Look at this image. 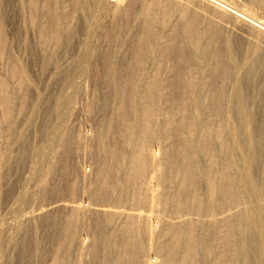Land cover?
<instances>
[{
  "label": "bare ground",
  "instance_id": "bare-ground-1",
  "mask_svg": "<svg viewBox=\"0 0 264 264\" xmlns=\"http://www.w3.org/2000/svg\"><path fill=\"white\" fill-rule=\"evenodd\" d=\"M138 1L136 7V0H16L19 31L34 33L35 43H38L41 57L46 61H50L51 56L61 55L69 43L70 34L75 33L72 23L78 16H74L73 5L74 9L84 11L86 15L83 17L89 20H82L84 24L81 25L78 49L74 57L71 55L68 59L71 61L67 67L61 70L57 93L51 105L47 106L40 126L44 139L48 135L45 127L50 126L52 144L56 143L52 148L45 147L44 151H49L50 157L60 146L56 126L72 116L71 98L80 91V84H73L72 80L84 76L88 57L98 52L94 39L103 28V20L109 14L117 15L127 26L132 15L145 9L141 38L144 40L138 45L137 55L135 53L134 72L129 67L126 77L120 72V54L123 53L114 51L117 45H123L125 35L116 33L111 37L114 43H118L111 49L108 46L112 53L108 82L113 97H116L117 91L120 92V101L110 107L108 116L101 120L96 141L112 165L129 166V172L121 177L125 180L130 177L135 181L134 187H129L131 206L146 201L142 181L147 168L163 170L156 175L160 191L147 197L149 208L158 209L157 206H160V213L155 218L156 223L160 221L158 225L163 227L150 229L147 249H138L140 247L132 235L135 236L140 229L137 222H140L141 216L136 215V222L132 214H126L122 236H125V246L132 249V252L126 253L131 258L128 261L118 260L117 264H152L149 259L151 254L157 256L161 264H264V17L255 12L251 3L238 0ZM260 1L264 3V0ZM190 6L208 9L228 25L229 29L223 32H238L247 43L254 38L258 41L257 47L238 61L230 38H226L221 31L216 37H209L208 33L204 34V38L197 37L193 28L195 24H190L191 17L183 9L180 18L184 20L188 41H176V28L169 19V12L173 7L179 10ZM9 7V0H0V60L8 63L10 77L17 84L16 91H9L6 81L9 78L6 79L7 75L5 79L0 76V120L5 126L0 151L4 154L1 156L5 163L9 159L10 142L15 140L16 144L19 143L18 148L23 147L29 131L35 128L33 119L22 113L26 109L27 90L32 88L29 86L30 75L20 64L21 61L19 63L10 58L6 45ZM169 39L171 44H168ZM160 43L163 46H159ZM146 45H153L155 51L144 50ZM166 45H173L179 50L175 55V68L171 71L173 74L166 71L173 50ZM165 74L169 78H165ZM65 86L69 87L67 91H64ZM168 89L170 92H166ZM33 93L30 114L38 112L43 103L38 93L34 90ZM115 112L122 122L124 145L129 148L125 149L129 151L127 155L122 151L119 154L111 152L112 149L105 145L106 137L111 134L109 116ZM20 118L24 126L22 123L23 128L17 130L16 135V124ZM84 137L82 141L89 140ZM132 151L136 152L133 154ZM39 155L42 157V154ZM107 176L103 182L110 183L104 200H112L116 204L122 202L126 182L120 178V173L113 180L107 179ZM28 181H32L31 176ZM141 189L144 200L140 198ZM171 195L174 196L173 202ZM30 198H34L32 193L23 194V200ZM56 204L49 205L48 210L59 206L64 208L61 203ZM82 208L75 206L71 212L81 213ZM104 210L100 212L106 217L112 213L116 215L112 210ZM170 212L176 216L188 212L199 216L208 214L209 219L207 224L200 222L198 227L191 221L177 225L168 221L162 223V214ZM117 214L121 216L124 213ZM34 216L37 215L30 212L24 218L32 220ZM147 217H144L145 220L149 219ZM157 236L168 238L163 245H159L153 242ZM61 262L55 251L50 264Z\"/></svg>",
  "mask_w": 264,
  "mask_h": 264
},
{
  "label": "rangeland",
  "instance_id": "rangeland-1",
  "mask_svg": "<svg viewBox=\"0 0 264 264\" xmlns=\"http://www.w3.org/2000/svg\"><path fill=\"white\" fill-rule=\"evenodd\" d=\"M238 1L251 3L255 12L264 17V3L260 0ZM139 2L136 0V7ZM15 3L16 0H9L10 7L7 15L9 14L10 16L6 19V36L8 40L6 45L9 48L10 58L18 60L19 63L21 61L20 64L28 70V74L30 75L31 82L29 86L32 88L27 90L28 94L26 93V95H28V99L24 105L26 109H23L22 113L26 117L30 116L33 119L36 129L34 128L29 131L27 135L28 142L26 141L23 147L18 148L19 143L16 144L15 140L10 142L9 159L7 158L8 161L6 160V163L5 160H2L4 159L1 156L3 152L0 151V264H50L55 251H57L59 259L62 261L60 264H117L118 260L128 261L131 257L127 256L126 253L132 252V249L129 246H125V236H122L124 235L122 229L125 225L126 214H132L136 222V215L139 214L141 216L140 222H137L140 225V229L135 236L132 235L134 241L140 247L138 249H147L148 232L150 229L159 230L163 227L161 224L158 225L160 221L158 224L156 223L155 218L160 213V206H157L158 209L156 207L151 209L147 203L148 195L152 192L160 191L156 175L157 172L159 173L163 170L158 171L150 167L147 168L145 180L142 181L144 183H142L144 185L143 188L146 191L144 193L146 201L141 189V195L143 196L140 195V198L144 200L142 201L144 203H140L138 206L132 204L133 206H131V188L129 187H134L135 181L130 177H126L127 181L121 177L125 172H129V166L112 165L107 158L108 156L104 155V152L100 150L101 145H98L96 135L98 125L105 118V115L106 117L108 116L110 107L116 106L120 101V92L117 91L116 97H113L111 86H109L108 82L109 65L112 60L110 49L118 43H114L111 37L116 33L125 35L123 36V45H117L114 51L119 50L123 53L120 54V72H122V76L125 75L126 77L127 73H129V67L133 68L136 62V55L140 47L138 45L141 44V38L143 37L144 19L142 18H145L146 11L145 9H141L139 13L132 15L127 26L125 22L124 24L121 23V19L117 15L109 14L106 16L107 18L105 17L106 20H103L105 21L103 28H101L97 38L94 39L98 52L94 56H91L92 58L88 57L90 59L86 61L84 76L80 79L73 78L72 80L73 84H80L79 90L81 92L79 91V94L71 98L72 116L56 126L58 138L60 137L58 142L60 146L49 157V151H44V148L47 146L48 148H52L56 143L52 144L50 126L45 127L48 133L45 139L44 134L42 135L41 133L40 126L44 121L47 106L51 105L57 93L62 71L70 63L71 59H68L71 58V55L74 57V53L76 54L81 35V25L84 24L82 20H87L84 18L86 13L74 9L73 5L72 9L74 13L78 12L74 14V16H78V19L75 18V21L72 23L74 26L72 31L75 33L74 35L70 34L73 37L72 39L70 37L65 51L61 55L51 56L50 61H46L41 57L38 43H35L37 40L34 33L29 30H24L25 32L19 31L16 24L17 9ZM182 9L191 17L190 24H195L193 28L197 31V37L204 38V34L206 33H208L209 37H216L219 36L221 31L226 38H230L234 45L233 50H236L234 52H236L235 55L238 61H242L244 54L252 51L258 45V41L254 38H251L250 43H247L242 34H238V32H223L226 28L229 29L228 25L222 23L224 19L218 18L208 9L191 6L179 8V10L173 7L169 12V19L172 20L171 23L176 28V41L178 42L182 43L183 40L188 41L186 39L187 33H184V20L182 21L180 18ZM134 18L137 20H133ZM127 31L131 32L128 34ZM22 35L25 36L23 37ZM171 43L169 39L168 44ZM161 45L163 46L162 43L159 44V46ZM173 45H166V48L169 46L173 49L170 53L167 72L174 70L173 68H175L176 64L175 55L179 51ZM108 46H110V49H108ZM145 48L150 52L155 51L153 45H146L144 50ZM0 62V76L5 79L7 75L6 79L9 78V81L8 79L6 81L8 82L9 91L11 89L16 91L17 84L10 77L8 63L5 60H0ZM132 71L134 72V68ZM171 73L173 74V72ZM165 78H169V76L165 74ZM10 81L14 83L12 84ZM67 89L69 87L65 86L64 91H67ZM33 90L36 94L38 93L37 95L43 103L40 104L38 112L30 114V106L34 97ZM166 92H170L169 89ZM21 119L16 124V135L24 126V121H20ZM109 119L111 134L106 137L105 145L110 150L112 149L111 152L117 151L118 153H116L119 154L122 151L127 155L129 151L125 149L129 148L124 145V136L121 130L122 122L119 114L115 112L109 116ZM22 123L23 126H21ZM0 126L4 127H0L2 129L0 130V138H2L0 142H4L3 131L5 126L1 120ZM84 136L89 138V140L82 141L85 138ZM11 138H13V135ZM132 152L134 154L136 151ZM144 152L150 153L151 151ZM39 154H42V157ZM117 173H120V178L126 182V188L124 187L123 191H125L122 192V195L125 193L122 197L124 200L116 204L112 200L109 202L104 200L105 190L108 189L110 182L104 184L103 181L106 175H109L106 177L107 179L111 178L113 180ZM172 173L170 176H172ZM29 176L32 177V181H28ZM170 181L173 182V178H170ZM25 192L32 193L34 198L23 200ZM111 195L113 196V194ZM43 196L44 199L42 198ZM171 199L173 202V195H171ZM56 203H61L62 206L64 205V208L59 206L53 208L52 212L48 210L47 207L49 205H57ZM79 205L83 207L82 214L80 212L74 213L73 210L71 212L72 208ZM101 209H105L106 211L112 210L111 212H115L114 214L116 215H112V213L111 216L106 217L104 213L101 214ZM30 212L37 215L34 216L37 218L33 217L32 220L24 218L30 215ZM121 212L124 214L121 216L117 214ZM39 213L41 214L40 216ZM145 216H148L149 219L147 217L148 220H145ZM162 216L160 218H163L162 223L168 221L170 224L177 225L191 221L194 224L196 223V227L203 221L204 224H207L209 219L207 217L208 214L199 216L192 212L185 213L182 216H176L173 212H170L167 215L162 214ZM155 238L157 240L153 238L154 243L163 245L168 237L157 236ZM149 259L152 264H161V260L157 259V256L151 254L149 255Z\"/></svg>",
  "mask_w": 264,
  "mask_h": 264
}]
</instances>
